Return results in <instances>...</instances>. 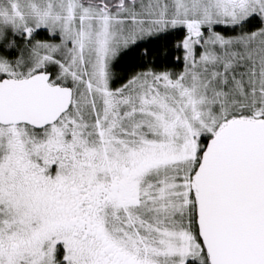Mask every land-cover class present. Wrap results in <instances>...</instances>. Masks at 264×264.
<instances>
[{
  "label": "snow or ice",
  "instance_id": "obj_1",
  "mask_svg": "<svg viewBox=\"0 0 264 264\" xmlns=\"http://www.w3.org/2000/svg\"><path fill=\"white\" fill-rule=\"evenodd\" d=\"M0 264H264V0H0Z\"/></svg>",
  "mask_w": 264,
  "mask_h": 264
}]
</instances>
